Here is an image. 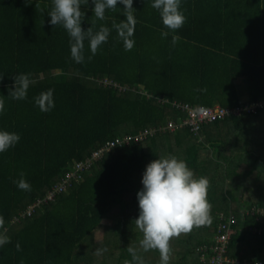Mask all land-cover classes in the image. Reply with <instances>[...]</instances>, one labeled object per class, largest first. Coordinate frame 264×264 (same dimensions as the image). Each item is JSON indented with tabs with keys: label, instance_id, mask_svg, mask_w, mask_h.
<instances>
[{
	"label": "trees",
	"instance_id": "trees-1",
	"mask_svg": "<svg viewBox=\"0 0 264 264\" xmlns=\"http://www.w3.org/2000/svg\"><path fill=\"white\" fill-rule=\"evenodd\" d=\"M93 7L91 0H81L85 31L92 26L96 32L101 25L111 29L125 19L117 9L106 10L105 19L97 20ZM117 7L123 11V5ZM133 8L134 47L126 51L112 29L94 56L84 41L85 62L78 64L71 59L66 30L49 23L51 0H0V98L5 103L0 128L21 137L0 154V232L11 241L0 248V264H97L98 253L113 254L112 264H125L132 261L128 248L143 264H160L158 250L139 248L143 234L135 220L142 174L165 153L186 161L196 178L209 180L212 218L184 237L182 251L169 245L168 262L262 260L264 232L252 239L247 227L262 229L264 218L258 222L240 207H228L234 198L231 190H224L227 175L215 184L209 171L214 165L219 173L222 164L232 161L228 151L241 148L243 157L249 155L246 177L256 173L259 181L245 206L264 211V173L254 171H264V127L257 125V116L204 124L198 133L190 125L172 130L170 123L179 125L189 117L183 105L233 109L243 97L264 100V0H183L187 19L176 32L181 39L175 46L171 34L161 38L167 29L151 0H134ZM20 73H30L34 81L27 99L7 98ZM50 88L55 90V107L44 113L33 98ZM147 131L144 140L118 144L95 161L92 171L55 201L37 204L98 148ZM248 135L251 148L256 146L251 153L239 146ZM225 169L229 175L235 172ZM21 172L31 191L13 183ZM93 239L99 244L97 253L86 255ZM111 262L105 258L100 264Z\"/></svg>",
	"mask_w": 264,
	"mask_h": 264
},
{
	"label": "clouds",
	"instance_id": "clouds-1",
	"mask_svg": "<svg viewBox=\"0 0 264 264\" xmlns=\"http://www.w3.org/2000/svg\"><path fill=\"white\" fill-rule=\"evenodd\" d=\"M88 4L89 0H85ZM134 0H91L94 5L92 12L97 20L105 19L106 10L119 9L125 17L119 23H113L110 29L101 25L93 32L92 26L86 31L82 29L86 13L81 11V0H51V10L47 13L49 23L61 26L69 36L71 59L76 63H84V41H89V50L94 56L99 47L108 41L110 32L114 29L126 51L134 47L133 39L137 23L133 8ZM183 0H151V7L160 16L167 31H161V38L172 35V45L181 39L176 34L186 22L182 10ZM123 5V11L117 5ZM88 57V60L92 59ZM13 87L9 89L7 98L13 100L27 99L28 90L33 84L30 73H20L14 76ZM54 89H48L34 97L35 105L41 112H50L55 107ZM199 91V90H198ZM5 111L4 98H0V115ZM194 111L203 112L204 107L198 106ZM19 133L0 128V154L14 148L20 141ZM13 183L19 190L31 191V185L20 173ZM142 189L137 193L139 214L135 224L142 232L141 248L147 252L158 250L160 264H168L169 241L172 237L187 234L194 227H201L212 222L211 204L207 199L209 180L206 177L196 178L186 161L175 156L161 157L150 162L142 174ZM253 208V207H252ZM251 208V210H252ZM9 238L0 232V248L10 243ZM21 251L19 242L15 245ZM132 254V261L125 264H143L142 258L132 248L127 249ZM253 264H259L253 261Z\"/></svg>",
	"mask_w": 264,
	"mask_h": 264
},
{
	"label": "rangeland",
	"instance_id": "rangeland-1",
	"mask_svg": "<svg viewBox=\"0 0 264 264\" xmlns=\"http://www.w3.org/2000/svg\"><path fill=\"white\" fill-rule=\"evenodd\" d=\"M105 81L107 82V80H105ZM248 101H249V99H247L245 97H243L242 100H241V102L243 104H250V103H248ZM261 114H262V116H260ZM255 116H257L256 117V123H257V125L259 126V128L262 129L264 127V110H261ZM251 131H254V129H252ZM263 131H262V134H263ZM250 134L251 135H254L252 132H250ZM128 137H132V136H128ZM138 138H139L138 140H141V139L144 140L146 138V136H145V134H140L138 136ZM123 140H125V139H121V141H123ZM239 142L241 143V145H239V146H242L245 149H249V153H251L252 150H255L256 149V146L255 147L253 146V148H251V136L250 135L246 136V138L243 139V140L241 138L239 140ZM107 146H108V144H107ZM105 147L106 146L100 147L97 150H95L94 152L99 151V150H102ZM114 148H112L109 151H105L102 156L100 154V155L94 157V155H93L94 152H93L91 154V156L87 157L83 161L78 162L77 163V167L80 166V165H90L91 166L94 161L99 160V158L104 157L106 154L112 152L114 150ZM261 149H262L261 152L264 153V146L261 147ZM233 151H231V152L228 151V153H227V154L231 155L229 158H231V160L233 162L232 161L230 162V160H229V161L226 162V165L225 164H222V166L220 167L219 173H215L213 171L214 165L213 166L210 165L209 171L213 174L211 176V178L214 179L215 184H217L218 182H221L223 180L222 179V175L223 176L227 175L226 184L224 186V190H231L232 191V194H233L232 196L234 198V201L231 202L230 205H227V203L230 202V200H228V201L225 202V204L228 207H230L231 209H238L240 207V212L242 214L248 215L250 217H254L256 219V221H258V222L261 221L262 222L263 219L262 220L261 219L258 220L257 219V216L255 214L254 215L252 214L251 209H248L245 206V200L247 199V197L250 194V189L254 188L258 184V182H259L258 180H256V176L258 174L254 173V174L246 177V175L249 174V172H248V166L249 165L247 163L248 162L249 155L243 157V155H242L243 150L241 148H238V150L237 149H233ZM244 151H246V150H244ZM262 155H264V154H262ZM169 156L170 155H168L167 153L163 154V157H169ZM204 157H207V155H205ZM241 158H242V160H241L242 162L241 163H238V161ZM211 164H214V162L211 163ZM74 167H72L69 171H71ZM226 167L228 169H231V170L235 171V172L233 174H230L229 175L228 172L225 169ZM91 171H92V169L91 168H88V169H84V170L80 171L79 173H77V175L78 176H81V178L75 179L76 183H79L81 181V179H83L84 175L87 174V173H89V172H91ZM254 171L257 172V173H260V172L261 173H264V171L263 170H260V169H255ZM59 182H58L57 186H59V184H60ZM263 182H264V178H263ZM68 186L69 185H67V188H68ZM56 197H58V195H56ZM56 197L54 199H49L48 197L45 198V199H41V200H39L37 202V204H39V203L41 204L43 201L44 202H53V201H55ZM14 220L15 221H18V219H16V217L14 218ZM247 228H250V230H252V232H251V234L253 235L252 236V239H254L256 237H259L260 236V233L264 232V227L261 229V228L256 227L254 225L252 227H247ZM137 230H139V229H137ZM187 234H181L179 236L173 237L172 240L169 241V245H172L173 250H175L176 252H179V251H182L183 250V248H184V239H185L184 237H186ZM98 245L99 244H97L95 242V239H93L92 241H90V246L93 247L94 250H92L91 247H89L87 249V251H86V255H88V253H90V254H92L94 256L97 253V246ZM139 248H141V246ZM134 249H137V244L135 245V248ZM114 251H116L115 248H114ZM261 254L264 255V252H262ZM105 258H108L109 262H111L110 260H113L116 257L113 254H106V253H100L99 254L98 253V256H97V258H96L95 261H96L97 264H100ZM149 258H153L152 253L149 255ZM175 262H177V260H173L172 262H168V264H175ZM258 262L261 263V264H264V256H262V260H259ZM111 264H112V262H111Z\"/></svg>",
	"mask_w": 264,
	"mask_h": 264
},
{
	"label": "built area",
	"instance_id": "built-area-1",
	"mask_svg": "<svg viewBox=\"0 0 264 264\" xmlns=\"http://www.w3.org/2000/svg\"><path fill=\"white\" fill-rule=\"evenodd\" d=\"M248 103L250 104H243L241 102L238 106H236L233 109H229V108H225L221 106H215L213 108H204L205 111L203 112L194 111V109H196L197 107L183 105L182 109L183 111H188L189 117L185 121L181 122L179 125H177L174 122H171L170 127L172 130H174L178 126L180 127L184 125H190L192 130L195 133H198L204 124L215 123L218 121H225L226 119H229L231 117H241L244 114L257 115L261 110H264V100H261L258 102H248ZM179 106L180 105H178V107ZM148 133H149L148 131L144 133L145 136H147ZM138 139H139L138 137L135 139H133L132 137H127L123 141L118 140L116 142H112L108 144V146L103 148L102 150L94 152L93 155L94 157L100 154L102 156L105 151L111 150L112 148L116 147L118 144H123V143L129 144L132 140L139 141ZM92 165L91 166L90 165H80L78 167L76 165L71 171L66 173V175L61 179V181L59 182L60 183L59 186L56 185L52 190H50L47 193L46 198L48 197L49 199H54L56 195H60V194L67 192L69 190V187H71L76 182L75 179L81 178V176H78L77 173H79L80 171L84 169L91 168ZM67 185H69L68 188H67ZM251 211L253 215L255 214L257 216L258 220L259 219L262 220L264 218L263 210H259L256 207H254L252 208ZM226 239L227 238H225L224 241H226ZM218 264H221V261H218Z\"/></svg>",
	"mask_w": 264,
	"mask_h": 264
}]
</instances>
